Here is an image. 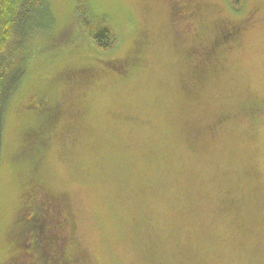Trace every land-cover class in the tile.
<instances>
[{
  "label": "rangeland",
  "instance_id": "obj_1",
  "mask_svg": "<svg viewBox=\"0 0 264 264\" xmlns=\"http://www.w3.org/2000/svg\"><path fill=\"white\" fill-rule=\"evenodd\" d=\"M48 4L51 25L29 41L35 54L4 119L0 264H53L57 245L45 243L36 256L25 250L12 258L32 175L15 158L25 146L23 104L69 64L99 71L90 84L55 86L68 120L52 129L40 176L46 191L70 202L79 264H264V0H245L238 13L229 0ZM79 8L108 23L113 49L101 51L81 35ZM185 21L195 32L182 34ZM222 21L241 32L210 56L199 85L189 79L185 53L207 43ZM140 35L138 65L107 73L109 63L134 54ZM217 116L226 121L204 128ZM67 226L49 231L64 255Z\"/></svg>",
  "mask_w": 264,
  "mask_h": 264
},
{
  "label": "trees",
  "instance_id": "obj_2",
  "mask_svg": "<svg viewBox=\"0 0 264 264\" xmlns=\"http://www.w3.org/2000/svg\"><path fill=\"white\" fill-rule=\"evenodd\" d=\"M244 1L229 0L233 12L241 11ZM51 22L48 0H0V171L5 115L8 114L12 97L18 91L27 74L28 63L35 54L28 49L29 41L35 32L47 29ZM77 24L81 35L86 36L99 50L109 51L115 47L116 35L106 21L91 20L85 11L79 8L77 10ZM231 26L235 25L231 24ZM236 36L237 34L233 29L227 31L225 35L219 34L214 37L213 49L216 50L233 41ZM130 58L118 60L117 63H109L110 68L107 73L128 74L131 67L138 65L135 58L132 60ZM98 71L92 66L80 67L69 64L61 70L51 84L35 90L23 104L20 113L25 119V124L21 140L25 146L22 148L23 151L19 153L21 157L15 158V162L31 165L32 175L28 177L26 183V200L24 203L27 205L17 219L16 231L12 235L13 260L22 256L25 250H28L29 253L34 252L35 256L38 255L37 251H41L44 243L49 249H54V245H57L55 246L57 249H55L53 256V264H70L71 262L72 264H79V260H81L79 253L74 251L75 247L78 250L77 245L75 243L73 245L71 241L68 242V255L58 253L59 241H56L54 234L49 231L60 226L65 227L64 221L66 219L62 218L61 211H68L67 206L70 208V202L66 194L55 193L51 189L46 191L48 188H44L45 183L40 176V169L43 167L42 162L45 155L51 148V141L54 140L53 133H51L52 129L56 124L65 120V116L68 120V112L64 106L63 98L57 96L58 91L55 86L60 82H64V85L69 84V86L80 82L90 84L96 78L95 75ZM70 81L72 82L70 83ZM40 188L42 194H37L36 192ZM43 192L45 193L43 194ZM41 197L50 198L51 205L48 207L44 205L43 200H40ZM27 200L29 203L32 202L28 204ZM54 200L56 201L52 203ZM40 220H42L41 223H39ZM72 247L71 251L69 248ZM41 256L39 255V257ZM82 264H89V262Z\"/></svg>",
  "mask_w": 264,
  "mask_h": 264
},
{
  "label": "flooded vegetation",
  "instance_id": "obj_3",
  "mask_svg": "<svg viewBox=\"0 0 264 264\" xmlns=\"http://www.w3.org/2000/svg\"><path fill=\"white\" fill-rule=\"evenodd\" d=\"M186 20H188V19L186 18ZM231 29H233L234 32L237 35L241 32V28L240 27L231 26L230 22L222 21L220 24H218L215 27L213 33H212V31H213L212 28L210 29V31L207 30V32L209 31L207 33L208 34L207 37L205 38V41L207 43H205L204 45L199 46V47H188V50L186 51L185 55L187 57H189V59L191 61L190 73H189V79L190 80L198 81V83L200 85V82L203 79V76L208 72V69H209V66H210V61L211 60H209V56L212 55V53L216 51L215 49H213V45H214L213 41L215 39L214 37H217L219 34L225 35L227 33V31H231ZM193 31H194V29H191V26L189 25V22L185 21V23H182L181 32H182L183 35H186V34L188 35V33L192 34ZM179 33H180V31L178 32V34ZM180 35L181 34H179V36ZM141 42H142V35H140L139 40H137L136 43L134 44L135 45L134 46L135 50H134V54H132L131 58H134L135 54L137 55V52H139ZM231 42H233V41H230L228 44H230ZM222 47H225V45L222 46ZM187 83L191 87V81H188ZM257 113H258V108L257 107L251 108V115L252 116H255ZM224 120H225L224 117L217 116V120L215 119V120L209 122L208 124H205L204 128H207V127H210V128H213V129L217 128L220 125V123L225 122ZM202 133H204L202 131V129L196 130L195 132H193V137L197 138ZM43 193H45V192H43ZM50 201H51L50 198L46 197L43 200V204L48 207V206L51 205ZM55 201L56 200L52 201V203H54ZM60 206H62V205H60ZM67 208H68V211H61V215H62V218L66 219L65 224L66 225L68 224L67 231L65 229V231L67 232L68 239L74 245V243H75L74 242V226H75V222H74V219H73V215L71 214V212H72L71 206H70V208H69V206H67ZM73 247L69 248V249L72 251ZM74 251L79 253V251L76 250V247H75ZM68 253H69V251H68Z\"/></svg>",
  "mask_w": 264,
  "mask_h": 264
}]
</instances>
